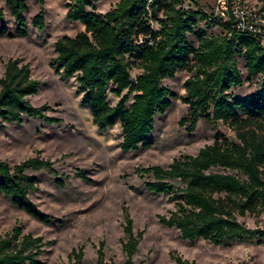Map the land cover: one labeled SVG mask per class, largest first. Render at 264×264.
<instances>
[{
    "label": "trees",
    "instance_id": "16d2710c",
    "mask_svg": "<svg viewBox=\"0 0 264 264\" xmlns=\"http://www.w3.org/2000/svg\"><path fill=\"white\" fill-rule=\"evenodd\" d=\"M4 1L15 26L10 28L0 20V34L25 35V0ZM94 1L65 0V15L80 21L83 28L53 40V65L62 77L75 74L79 102L89 108L97 127L119 121L122 149L152 143L154 114L163 112L176 95L161 78L185 67L190 73L183 79L179 98L188 104L189 112L179 123L188 119L186 128L191 129L203 116L208 121L227 120L235 129L236 138L215 133L195 153H181L167 165L137 166L150 176L143 181L147 191L170 192L175 199V208L168 215L159 214V222L176 228L189 241L200 237L225 245L264 237V229L247 227L237 219L246 212L264 214V46L248 32L206 34L203 26H197L199 20L209 22L196 0L185 2L186 6L184 0H116L104 11L96 10ZM151 18L157 27L150 24ZM30 22L44 26L41 8ZM236 55L244 59L247 78L263 74L257 87L242 94L231 90L243 80ZM132 67L140 69L132 74ZM39 83L27 62L7 59L0 74V124L20 120L23 114L57 119L45 113V102L33 104L27 98ZM107 91L117 96L115 102L108 101ZM40 167L54 170L51 160L39 154L28 155L13 166L0 158V192L31 217L50 223L55 218L27 195L36 188V176L26 169ZM77 173L89 180L82 171ZM176 180L183 185L175 184ZM56 182L62 185L60 177ZM122 230L126 235L121 242L124 264H133L131 256L143 230L133 233L125 210ZM46 242L40 235L21 233V227L14 225L0 236V264H41L38 255ZM82 254V246L72 248L68 264H85ZM96 254L98 264H114L103 258L102 243ZM172 258L170 264H195L179 254Z\"/></svg>",
    "mask_w": 264,
    "mask_h": 264
},
{
    "label": "rangeland",
    "instance_id": "374dc122",
    "mask_svg": "<svg viewBox=\"0 0 264 264\" xmlns=\"http://www.w3.org/2000/svg\"><path fill=\"white\" fill-rule=\"evenodd\" d=\"M115 1L95 0L93 6L104 11ZM215 1L196 0L205 9H210ZM25 2L26 34H0V74L8 58L18 57L19 62H27L30 74L40 81L37 90L27 98L33 104L45 102V113L57 119L49 121L23 114L20 120H2L0 158L10 166L32 154L51 160L54 170L47 167L26 169L36 176V188L29 190L27 195L55 220L44 223L31 217L0 192V236L14 225L21 227V233L40 235L42 240L48 241L41 246L38 255L41 264H68L70 250L78 246H82L85 264H98L96 248L100 243L105 260L124 264L121 242L126 237L122 230L125 210L132 219L133 233L143 230L131 256L133 264H170L173 254L195 264H263L264 237L233 240L225 245L200 237L189 241L182 239L176 228L159 222V214L168 215L175 208V199L170 192L147 191L143 181L150 176L137 169V166L152 163L167 165L174 156L195 153L201 145L210 142L215 133L236 138L235 129L227 120L208 121L199 116L191 129L186 128L188 119L179 123V118L189 112L188 104L181 101L179 94L184 90L183 79L190 71L182 67L173 76L161 78L176 95L170 97L171 102L163 112L154 114L152 143L122 149L119 121L97 127L89 108L79 102L75 74L62 77L54 69L53 40L62 34H74L83 24L65 15V0ZM0 8V20L13 28L15 20L4 0H0ZM40 8L45 22L42 28L30 22L31 15ZM149 22L157 27L154 18ZM197 26H203L210 35L222 32L219 25L206 24L202 20ZM188 37L196 43L192 34L188 33ZM236 59L243 80L231 90L242 94L257 87L263 74L247 78L244 59L241 55H236ZM139 69L132 67L130 72L135 74ZM107 96L111 103L117 99L110 91ZM78 171L89 180L80 177ZM56 177L61 178L62 185L56 182ZM174 182L183 185L178 180ZM181 197L179 193L177 198ZM237 219L247 227L264 229L263 213L246 212L237 215Z\"/></svg>",
    "mask_w": 264,
    "mask_h": 264
},
{
    "label": "built area",
    "instance_id": "2783aa9c",
    "mask_svg": "<svg viewBox=\"0 0 264 264\" xmlns=\"http://www.w3.org/2000/svg\"><path fill=\"white\" fill-rule=\"evenodd\" d=\"M200 10L206 21L219 25L227 34L248 32L264 46V6L261 4L249 0H216L210 9L200 6Z\"/></svg>",
    "mask_w": 264,
    "mask_h": 264
},
{
    "label": "water",
    "instance_id": "95a60500",
    "mask_svg": "<svg viewBox=\"0 0 264 264\" xmlns=\"http://www.w3.org/2000/svg\"><path fill=\"white\" fill-rule=\"evenodd\" d=\"M132 79H134V77L132 76Z\"/></svg>",
    "mask_w": 264,
    "mask_h": 264
}]
</instances>
